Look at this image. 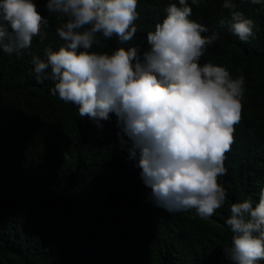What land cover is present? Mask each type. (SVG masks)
Segmentation results:
<instances>
[{"label": "trees", "instance_id": "obj_1", "mask_svg": "<svg viewBox=\"0 0 264 264\" xmlns=\"http://www.w3.org/2000/svg\"><path fill=\"white\" fill-rule=\"evenodd\" d=\"M36 2L48 20L46 38L34 37L20 55L0 50V264H233L224 255L230 206L249 197L255 205L264 189V3L234 0L255 24L246 42L228 31L233 10L223 0L191 5V18L209 29L205 35L219 34L200 63L245 77L242 119L219 177L227 199L205 219L194 209L168 212L150 199L131 141L124 136L128 143L120 145L114 113L81 118L77 106L51 94V79L37 81L33 57L45 59L46 47L58 50L64 41L58 14L46 10L47 0ZM175 2L138 0L130 44L147 50V33ZM103 44L93 50L129 46L115 37Z\"/></svg>", "mask_w": 264, "mask_h": 264}, {"label": "clouds", "instance_id": "obj_2", "mask_svg": "<svg viewBox=\"0 0 264 264\" xmlns=\"http://www.w3.org/2000/svg\"><path fill=\"white\" fill-rule=\"evenodd\" d=\"M199 4L170 3L141 52L130 44L138 32V0H47L46 10L61 21L56 31L64 44L46 47V58L32 62L37 81L51 79V94L77 106L81 118L117 116L120 145L128 143L124 136L131 141L128 151L138 157L157 206L168 212L194 209L206 219L227 199L219 177L227 173L226 154L246 98L243 74L233 77L225 66L200 63L219 34L205 35L208 27L191 18V5ZM222 7L233 10L228 31L245 42L254 37V21L235 10L234 0H223ZM47 24L36 0H0V50L20 55L34 37L46 38L41 29ZM113 37L129 46L93 50ZM226 224L232 236L225 258L233 264L264 260V189L255 205L251 197L232 203Z\"/></svg>", "mask_w": 264, "mask_h": 264}]
</instances>
